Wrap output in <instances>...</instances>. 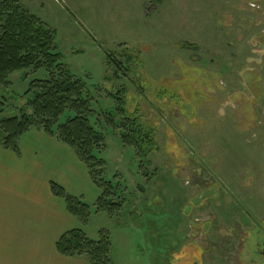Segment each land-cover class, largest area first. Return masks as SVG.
<instances>
[{"label": "rangeland", "instance_id": "374dc122", "mask_svg": "<svg viewBox=\"0 0 264 264\" xmlns=\"http://www.w3.org/2000/svg\"><path fill=\"white\" fill-rule=\"evenodd\" d=\"M89 1L93 10L111 2L123 21L98 13L99 20L75 0L52 1L54 14L41 19L93 97L104 178L135 194L119 220L91 215L102 216L89 229L109 231L112 264H264V255L246 248L264 242V0ZM106 53L131 56L139 69L115 77ZM45 77L42 69L9 75L0 85L7 108L0 117L20 115L30 82ZM119 87L157 146L147 176L136 149L105 123L113 102L103 91Z\"/></svg>", "mask_w": 264, "mask_h": 264}, {"label": "trees", "instance_id": "16d2710c", "mask_svg": "<svg viewBox=\"0 0 264 264\" xmlns=\"http://www.w3.org/2000/svg\"><path fill=\"white\" fill-rule=\"evenodd\" d=\"M56 35L54 28L18 0L0 1V85H7L9 75L17 71L35 73L42 69L46 72L45 78L30 82L23 95L25 103L20 115L0 117V146L18 155L19 139L29 130L35 129L54 137L67 145L87 167L91 181L101 193L95 202L88 203L83 197L73 196L51 183L52 194L62 199L67 211L83 225L88 224L92 214L120 219L128 214L135 194L125 193L120 182L104 178L105 162L99 156L105 147L104 137L90 121L95 116L93 97L86 81L70 72L63 62L55 42ZM185 46L196 48L194 44ZM106 56V69L115 67V77L134 75L139 69V63L131 56L122 61H117L111 53ZM26 77L24 73L22 79ZM92 88L97 95L102 93L99 86L93 85ZM105 92V97L113 102V107L104 111L105 123L115 131L124 146L136 149L138 167L141 174L147 176L151 165L148 156L153 146L157 148L152 141V132L143 128L135 109H128L125 87ZM6 110L0 102V114ZM66 112L73 115L60 123ZM258 227L260 223L250 231ZM255 246L251 241L246 248L254 250ZM55 247L65 257H82L89 264H112L111 239L106 229L98 231L97 239L89 238L81 229L69 230L60 236Z\"/></svg>", "mask_w": 264, "mask_h": 264}, {"label": "crops", "instance_id": "0c3cea01", "mask_svg": "<svg viewBox=\"0 0 264 264\" xmlns=\"http://www.w3.org/2000/svg\"><path fill=\"white\" fill-rule=\"evenodd\" d=\"M18 1L42 19L54 14L52 1L61 4V0ZM75 1L99 20L98 13L105 14L104 18L114 14L113 20L123 21L115 17L119 12L111 2L108 10L101 9L100 4L98 10H93L91 6L97 3ZM145 4V0L137 1L139 6ZM18 145V155L0 146V264H89L82 257L60 255L55 245L62 234L72 229H81L89 238L97 239L96 231L89 229L90 222L93 216L102 215L91 216L83 225L50 189V184L55 183L73 196L95 202L101 191L91 181L87 167L67 145L35 129L25 133ZM96 228L99 230V226Z\"/></svg>", "mask_w": 264, "mask_h": 264}, {"label": "flooded vegetation", "instance_id": "af4514ba", "mask_svg": "<svg viewBox=\"0 0 264 264\" xmlns=\"http://www.w3.org/2000/svg\"><path fill=\"white\" fill-rule=\"evenodd\" d=\"M254 252L264 255V242H258L255 246Z\"/></svg>", "mask_w": 264, "mask_h": 264}]
</instances>
